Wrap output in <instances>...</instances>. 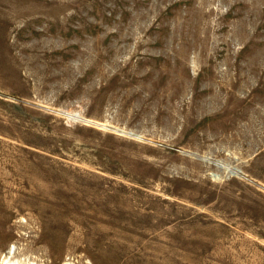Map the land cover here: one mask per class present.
<instances>
[{
	"label": "rangeland",
	"instance_id": "1",
	"mask_svg": "<svg viewBox=\"0 0 264 264\" xmlns=\"http://www.w3.org/2000/svg\"><path fill=\"white\" fill-rule=\"evenodd\" d=\"M5 263L264 264V0H0Z\"/></svg>",
	"mask_w": 264,
	"mask_h": 264
},
{
	"label": "bare ground",
	"instance_id": "2",
	"mask_svg": "<svg viewBox=\"0 0 264 264\" xmlns=\"http://www.w3.org/2000/svg\"><path fill=\"white\" fill-rule=\"evenodd\" d=\"M203 2H204V1H203ZM160 3H161V2H160ZM148 6H149V5H148ZM84 8H85V7H84ZM150 8H151V7H150ZM2 9H3V8H2ZM142 11H143V10H142ZM213 11H214V10H213ZM214 13H215V12H214ZM26 14H27V13H26ZM207 16H208V15H207ZM220 16H221V15H220ZM173 17H174V16H173ZM216 18H217V17H216ZM35 19H36V17H35ZM70 19H71V18H70ZM67 20H68V19H67ZM71 20H72V19H71ZM32 21H33V20H32ZM32 21H31V22H32ZM73 21H74V20H73ZM29 22H30V21H29ZM38 22H40V21H38ZM59 23H60V22H59ZM199 23H200V22H199ZM199 23H198V24H199ZM73 24H74V23H73ZM57 25H58V24H57ZM199 25H200V24H199ZM59 26H60V25H59ZM192 26H193V25H192ZM68 29H69V28H68ZM179 29H180V28H179ZM60 30H61V29H60ZM68 31H69V30H68ZM80 31H81V30H80ZM132 31H133V30H132ZM140 31H141V30H140ZM43 32H45V31H43ZM74 32H75V31H74ZM74 32H73V33H74ZM87 32H88V31H87ZM33 33H35V32H33ZM66 33H68V32H66ZM73 33H72V34H73ZM78 33H79V32H78ZM131 33H132V32H131ZM36 34H37V33H36ZM39 34H41V33H39ZM39 34H38V35H39ZM42 34H43V33H42ZM128 34L130 35V33H128ZM133 34H134V33H133ZM136 34H137V33H136ZM44 35H45V34H44ZM44 35H43V36H44ZM65 35H66V34H65ZM69 35H70V34H69ZM69 35H68V36H69ZM35 36H36V35H35ZM41 36H42V35H41ZM120 36H122V35H120ZM133 36H134V35H133ZM166 36H167V35H166ZM61 37H62V36H61ZM20 38H21V37H20ZM132 38H133V37H132ZM121 39H123V38L121 37ZM133 39H134V38H133ZM16 40H17V39H16ZM19 41H20V40H19ZM14 42H15V41H14ZM97 44H98V43H97ZM132 44H133V43H132ZM133 45H134V44H133ZM96 47H97V46H96ZM130 50H131V49H130ZM133 50H134V49H133ZM96 51H97V49H96ZM98 51H99V50H98ZM131 52H132V51H131ZM125 55H126V54H125ZM129 55H130V54H129ZM50 59H51V58H50ZM161 67H162V66H161ZM142 73H143V72H142ZM116 74H117V73H116ZM142 75H143V74H142ZM125 76H127V75H125ZM140 76H141V75H140ZM133 77H134V76H133ZM175 77H177V76H175ZM175 77H174V78H175ZM178 77H179V76H178ZM135 78H136V77H135ZM172 79H173V78H172ZM170 80H171V79H170ZM172 81H173V80H172ZM233 86H234V85H233ZM241 86H242V85H241ZM174 89H175V88H174ZM220 90H221V89H220ZM250 97H251V96H250ZM233 98H234V97H233ZM227 99H228V98H227ZM210 100H211V99H210ZM212 101H213V100H212ZM212 101H210V102H212ZM226 101H227V100H226ZM216 103H218V102H216ZM210 104H211V103H210ZM203 106H204V105H202V107H203ZM208 106H209V105H208ZM252 106H253V105H252ZM240 107H241V106H240ZM248 107H249V105H248ZM203 110H204V109H203ZM206 110H207V108H206ZM241 113H242V112H241ZM231 118H232V117H231ZM234 125H235V124H234ZM231 127H232V126H231ZM256 136H257V135H256ZM19 253H20V251L15 250V251H13V253H11L10 255L12 256V258L15 259V258H17V257L19 256ZM14 259H13V260H14ZM9 263H11V262H9ZM9 263H8V264H9ZM5 264H6V263H5Z\"/></svg>",
	"mask_w": 264,
	"mask_h": 264
}]
</instances>
